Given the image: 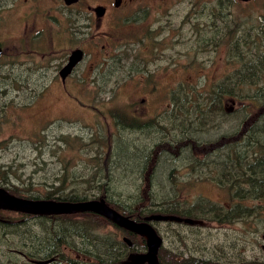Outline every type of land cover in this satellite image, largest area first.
<instances>
[{"label": "rangeland", "instance_id": "1", "mask_svg": "<svg viewBox=\"0 0 264 264\" xmlns=\"http://www.w3.org/2000/svg\"><path fill=\"white\" fill-rule=\"evenodd\" d=\"M168 1L167 15L175 38L170 56L161 58L160 64L166 66L174 60V67L155 73L157 92L152 99L159 103L175 88V113L163 121V112L168 111L162 109L168 105L164 99L158 127L138 131L135 126L151 125V121H137L130 114L115 119L111 113H122L121 106L108 110V103H85L80 110H72L60 98L57 83L46 96L39 95L29 103L30 97L42 90L41 72L17 73L23 84L13 87L8 50L15 35L9 0H0V42L6 52L0 60V188L34 200L69 196L106 200L119 210L129 208L133 216L163 214L168 211L163 204L171 202V210L194 223H154L164 240V255L171 256L166 261L264 264V181L252 178L243 183L246 188L230 192L238 177H247L258 168L264 170V0H257L251 8L225 0L228 3L223 6L253 19L246 22L239 17V51L224 56V63L220 58L215 61V46L209 41L206 45V18L201 14L195 17L199 12L194 3L207 0ZM227 20L224 15L215 22L224 28ZM230 43L225 41L224 46ZM128 75L135 78L132 83L136 88L140 76ZM124 89L113 90L116 96L134 97L133 101L139 98L136 92L124 94ZM228 96L236 100L230 108L221 101ZM181 121L185 122L182 131L175 132ZM173 136L176 140L167 145ZM190 142H196L197 147ZM179 153L182 156L177 159ZM223 168L238 169L230 172L234 180L228 172L221 176ZM249 193L263 197L236 200ZM156 208L158 212H154ZM217 208L226 218L235 213L234 218L220 224L213 217ZM187 210L191 212L185 213ZM23 213L1 212V223L11 222L15 227L3 230L0 264H29L23 256L25 250L35 256L47 253V259L58 255L54 264H100L95 259L101 264L141 262L136 251H144L142 239L136 237L138 247L129 249L117 237L118 230L98 215ZM41 222L54 226L44 234L45 241L41 239L35 246H24L20 237L10 232L29 226L34 236L25 238L36 239L44 231ZM3 232L0 230V236ZM74 249L95 252L87 254L88 258Z\"/></svg>", "mask_w": 264, "mask_h": 264}, {"label": "flooded vegetation", "instance_id": "2", "mask_svg": "<svg viewBox=\"0 0 264 264\" xmlns=\"http://www.w3.org/2000/svg\"><path fill=\"white\" fill-rule=\"evenodd\" d=\"M256 1L231 0L230 5L235 3L251 8ZM170 3L168 0H9L10 24L15 35V40L13 41L12 38L11 41L13 42L9 45L8 50V59L13 62L12 73L10 74L13 87L16 83L23 84L17 73L39 71L41 72L42 90L38 94L34 93L30 97L29 103L39 95L46 96L51 91L52 85L57 83L60 98L65 101L66 105H70L72 110H80L82 104L92 102L108 103V110H113L120 105L122 113L119 111L111 113L116 116L115 119H118L121 114L124 116L130 114L136 117L137 121H151V125L147 123L143 126L138 124L146 127L147 130L158 127V115L161 106H163L161 101L166 99L168 104L167 107L163 106L162 108L168 110L163 112V121L169 120V115L175 113L173 106L175 99L172 96L175 88L171 95L167 93L168 95L162 96L159 103H155L152 99L157 92L155 73L161 70L169 71L170 68L174 67V60L168 62L166 66L160 64L161 58L170 56L171 40L175 38L171 18L167 15L170 10L168 7ZM225 3L228 1L207 0L194 3V9L199 12L195 17L197 18L201 14L207 20L203 28L204 35L207 37L206 45L209 41L210 45L215 46L213 56L215 61L220 58L221 63H224V56L234 55L239 51V17L246 22L253 19L252 16H241L234 12L231 7L223 6ZM51 10L53 11L51 12ZM224 15L227 16L228 20L226 26L221 28L215 19L222 20ZM208 36H212L213 39H208ZM225 41H230V46L225 47ZM0 45L4 50V54L0 57L1 60L6 52L1 42ZM75 52H81L82 58L71 71H65ZM189 56L188 66L192 70L191 55ZM125 72L140 76L141 79L137 78L136 88L132 83L135 78L130 79ZM122 87H125L124 94L133 95L136 92L139 98L133 101L132 98L134 97L116 96L114 90L118 89V93ZM15 91L17 90L14 89ZM232 97L228 96L225 100L223 97L222 104L229 108L231 105H235L236 100ZM229 98L232 99L230 102H228ZM123 109L127 113H124ZM9 193L14 195V193ZM18 197L34 200L33 197L25 198L20 195ZM99 202L115 208L106 200ZM8 210L10 209L0 207L1 232L14 226L11 222H9L10 225L1 223L4 221L1 212ZM82 214L97 215L94 213ZM120 214L137 223H147L155 230V222H176L150 220L153 215L168 217L176 215L133 216L132 213H128L129 215ZM105 219L110 225L112 223L117 225L114 221ZM117 226H114L118 230L117 237H121L122 240L120 241L129 249H134L135 245L138 247L139 242L136 237L142 239L140 247L144 251L139 252L137 250L136 254H140V264H149L151 244L147 237L125 227ZM4 236L3 232L0 238ZM131 236H134V242ZM163 244L164 240L157 256L160 264H174L177 261H166L165 258L170 260L171 256L164 255ZM74 250L85 257H88L87 254H92L89 249L87 252ZM25 252L26 254L23 256L29 264H54L58 263L60 259L58 255L47 259L45 257L47 253L37 252L35 256L31 254L32 251L25 250ZM95 260L101 264V260ZM182 264H186L185 261Z\"/></svg>", "mask_w": 264, "mask_h": 264}, {"label": "water", "instance_id": "3", "mask_svg": "<svg viewBox=\"0 0 264 264\" xmlns=\"http://www.w3.org/2000/svg\"><path fill=\"white\" fill-rule=\"evenodd\" d=\"M4 54V50L0 45V57ZM82 58L81 52H75L71 58L69 65L65 71H71L76 63ZM0 207L25 212L35 215H68L78 213H94L110 219L128 230L141 233L147 237L151 244L149 264H160L158 260V252L162 246L163 240L157 231L147 223H137L128 217H125L108 206L106 203L99 201H57V200H30L16 197L3 188H0ZM150 219V218H149ZM150 220L156 221H176L193 224L192 220L182 219L176 216L168 217L162 215H153Z\"/></svg>", "mask_w": 264, "mask_h": 264}, {"label": "trees", "instance_id": "4", "mask_svg": "<svg viewBox=\"0 0 264 264\" xmlns=\"http://www.w3.org/2000/svg\"><path fill=\"white\" fill-rule=\"evenodd\" d=\"M193 105H191L190 107H192ZM181 125H185V122L184 121H181L179 124H178V126H177V128H176V131L175 132H177V131H179V132H181L182 131V129H181ZM134 128H137V130L138 131H142V130H144V128H146V127H142V126H135ZM176 136H173L172 138H171V140H169L168 142H167V145H171V144H173V142L176 140ZM190 143H194L195 145H196V142H190ZM182 156V154H180L179 153V156L177 157V159L178 158H180ZM173 160L175 159V157H171ZM170 159V158H169ZM180 160V159H179ZM194 160V159H193ZM173 163H175V161H173ZM177 163V162H176ZM224 169V172L221 174V176H223L224 174H226L227 172H228V174L233 178V180H234V174H232V173H230V172H234V171H238V169H232V168H223ZM259 170L257 171V172H250L248 175H247V177H242V178H237V180L234 182L235 184L233 185L232 184V186H230V190H231V192L233 193V191L235 190V188L236 187H242V188H246L245 187V185L243 184L244 182H246L247 180H249V179H252V178H255V179H258V180H263L264 181V170L263 169H260V168H258ZM225 181V183H230L229 181H227V180H224ZM20 194H18V193H14V196H16V197H18ZM20 196H22V197H25V198H32L33 196H29V197H27L26 195H24V194H22V195H20ZM257 197H263V196H261V195H259V194H253V193H249V195L247 196V197H244V198H241V199H236V200H248V199H256ZM34 198V197H33ZM53 198V197H52ZM47 199V198H46ZM53 200H59V201H73V202H77V201H83V200H85V199H77L76 197H72V196H69L68 198H53ZM92 201H97V200H92ZM109 204V203H108ZM242 203H240V205H241ZM244 205V204H243ZM243 205H241V206H243ZM163 206L164 207H166V208H168V211H165V212H161V213H163L164 215H176V216H178V217H181L182 218V216H180L179 215V213L178 212H176V211H173V210H171V209H173V205H172V203L171 202H168V203H165V204H163ZM114 210L115 211H117V212H120V213H124L125 215H129L128 214V210H129V208H123L122 210H119V209H117L116 207L114 208ZM220 208H217L216 209V213H214L215 215L213 216L214 217V219L215 220H218V222L220 223V224H222V223H229L233 218H234V214L232 215V216H230V217H224L223 215H221L220 214ZM159 211V209L158 208H156L155 210H154V212H158ZM211 211H214L213 209H211ZM189 212H191V210H187L185 213H188L189 214ZM23 215H28V213H23ZM191 220V219H190ZM193 221V220H192ZM39 225H42L43 226V229H44V231L42 232V234H40V237H36V239H26L25 238V236L26 235H31V237L32 236H34L33 235V232H32V230L31 229H28L29 228V226L28 227H24V228H22V229H20V230H16V231H10L11 232V234L12 233H16V236H18V237H20V241L23 243V245L24 246H30V245H33V246H35V245H37L39 242H41V239H43V241H45V237H44V234H48V233H50V231H52L53 230V226H54V224H52V223H50V222H41V223H39ZM112 225H114V226H116V227H118L117 225H115V224H113L112 223ZM69 228H66V230H68ZM52 233H54V232H52ZM92 253H94L95 252V250H93V251H91ZM192 261V260H191ZM191 261H186L185 263L186 264H188V263H190ZM194 264H198L197 263V261H194L193 262ZM192 263V264H193ZM200 264V263H199Z\"/></svg>", "mask_w": 264, "mask_h": 264}, {"label": "bare ground", "instance_id": "5", "mask_svg": "<svg viewBox=\"0 0 264 264\" xmlns=\"http://www.w3.org/2000/svg\"><path fill=\"white\" fill-rule=\"evenodd\" d=\"M25 213V212H24ZM114 223H116V222H114ZM117 225H119V226H121V227H123L122 225H120V224H118V223H116Z\"/></svg>", "mask_w": 264, "mask_h": 264}]
</instances>
